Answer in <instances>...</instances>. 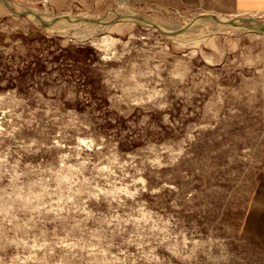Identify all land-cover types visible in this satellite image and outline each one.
Returning <instances> with one entry per match:
<instances>
[{
	"label": "rangeland",
	"instance_id": "1",
	"mask_svg": "<svg viewBox=\"0 0 264 264\" xmlns=\"http://www.w3.org/2000/svg\"><path fill=\"white\" fill-rule=\"evenodd\" d=\"M263 181L264 0H0V264H264Z\"/></svg>",
	"mask_w": 264,
	"mask_h": 264
},
{
	"label": "crops",
	"instance_id": "2",
	"mask_svg": "<svg viewBox=\"0 0 264 264\" xmlns=\"http://www.w3.org/2000/svg\"><path fill=\"white\" fill-rule=\"evenodd\" d=\"M154 1L157 3L163 4L165 1H168V0H154ZM173 1H175V0H173ZM262 183H264V181ZM252 219H254L253 220L254 222L256 221V224H254V226L257 227V229H255V231L257 230V233L255 232V234L258 237V242L264 246V227H263L264 226V213H261L259 211V212H257V215H256V213L253 215ZM253 236L255 237L254 234H253Z\"/></svg>",
	"mask_w": 264,
	"mask_h": 264
},
{
	"label": "water",
	"instance_id": "3",
	"mask_svg": "<svg viewBox=\"0 0 264 264\" xmlns=\"http://www.w3.org/2000/svg\"><path fill=\"white\" fill-rule=\"evenodd\" d=\"M209 16H213V17H215L218 21H223L222 19H220L219 17H216V15L215 14H209Z\"/></svg>",
	"mask_w": 264,
	"mask_h": 264
},
{
	"label": "bare ground",
	"instance_id": "4",
	"mask_svg": "<svg viewBox=\"0 0 264 264\" xmlns=\"http://www.w3.org/2000/svg\"><path fill=\"white\" fill-rule=\"evenodd\" d=\"M127 14V13H126ZM129 14V13H128ZM130 15H133V14H130ZM136 16V15H135ZM244 19V18H243ZM255 24V23H254ZM172 29V28H171ZM174 30V29H173Z\"/></svg>",
	"mask_w": 264,
	"mask_h": 264
}]
</instances>
